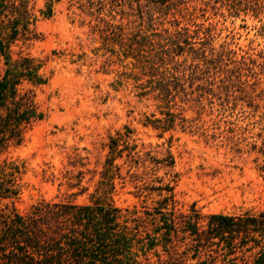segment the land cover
I'll list each match as a JSON object with an SVG mask.
<instances>
[{
    "label": "rangeland",
    "instance_id": "rangeland-1",
    "mask_svg": "<svg viewBox=\"0 0 264 264\" xmlns=\"http://www.w3.org/2000/svg\"><path fill=\"white\" fill-rule=\"evenodd\" d=\"M4 1H24L30 15L28 38L10 45L11 56L47 57L49 78L35 88L43 118L20 143L0 149V160H13L23 170L18 195L0 198V208L24 212L42 199L88 201L110 154V137H120L122 151L112 160L118 169L107 194L114 206L142 218L160 217L154 212L158 201L172 194L167 209L185 210L192 203L203 214L264 209L261 109L236 99L239 91L204 98L198 108L167 101L154 87L166 31L196 23L212 47L254 57L264 53L263 13L244 12L233 0H104L102 12L94 5L92 15L86 13L88 0ZM48 3L52 11L46 16ZM200 40L191 39L196 46ZM258 76L263 87L264 74ZM65 171L81 175L77 185L68 186ZM143 250L138 259L152 264L166 255L161 242Z\"/></svg>",
    "mask_w": 264,
    "mask_h": 264
},
{
    "label": "trees",
    "instance_id": "trees-1",
    "mask_svg": "<svg viewBox=\"0 0 264 264\" xmlns=\"http://www.w3.org/2000/svg\"><path fill=\"white\" fill-rule=\"evenodd\" d=\"M88 1L87 14L92 15L94 5L99 6L98 13L102 12L104 0ZM233 4L244 12L264 15V0H233ZM51 11L48 3L44 14L49 16ZM14 12L16 16H12ZM27 14L24 1L0 0V149L20 143L26 129L44 116L35 100V88L48 81L47 57L11 56L10 45L19 36L28 38ZM99 19L109 25L108 20ZM194 26H179L160 38V65L155 66L158 80L154 85L157 96L199 108L204 98L216 94L226 98L239 91L242 98H235L248 99L253 109H261L258 120L264 123V86H260L258 76L264 74V53L237 56L222 45L214 48L207 42L206 29L200 30L196 23ZM195 36L201 39L198 46L191 41ZM252 85H258L260 91L255 93ZM119 139L110 137V154L88 201L42 199L24 212L0 208V264H152L138 259L137 251L159 242L166 255L157 256L155 264H264V209L203 214L194 203L185 210L173 205L167 209L170 194L155 207L160 217L142 218L136 210L109 202L107 194L114 186L112 170L118 169L112 160L122 151L118 149ZM127 155L131 156L130 151ZM22 172L21 165L13 160H0V198L18 195ZM75 177L77 182L71 183ZM62 178L74 186L81 175L65 171ZM163 189L169 191L171 187Z\"/></svg>",
    "mask_w": 264,
    "mask_h": 264
}]
</instances>
